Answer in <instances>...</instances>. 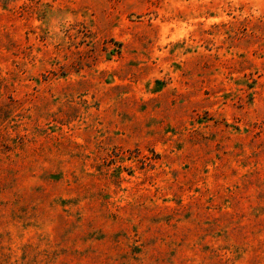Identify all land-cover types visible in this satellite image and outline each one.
<instances>
[{"label":"rangeland","instance_id":"1","mask_svg":"<svg viewBox=\"0 0 264 264\" xmlns=\"http://www.w3.org/2000/svg\"><path fill=\"white\" fill-rule=\"evenodd\" d=\"M0 264H264V0H0Z\"/></svg>","mask_w":264,"mask_h":264}]
</instances>
